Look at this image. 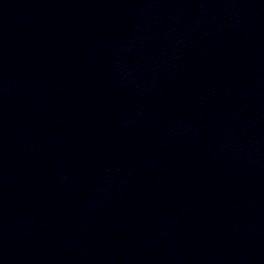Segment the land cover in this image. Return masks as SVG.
<instances>
[{"label": "water", "instance_id": "water-1", "mask_svg": "<svg viewBox=\"0 0 264 264\" xmlns=\"http://www.w3.org/2000/svg\"><path fill=\"white\" fill-rule=\"evenodd\" d=\"M29 264H264V0H34Z\"/></svg>", "mask_w": 264, "mask_h": 264}]
</instances>
